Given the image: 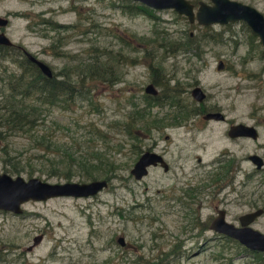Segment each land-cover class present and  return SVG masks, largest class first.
I'll list each match as a JSON object with an SVG mask.
<instances>
[{"label":"rangeland","instance_id":"obj_1","mask_svg":"<svg viewBox=\"0 0 264 264\" xmlns=\"http://www.w3.org/2000/svg\"><path fill=\"white\" fill-rule=\"evenodd\" d=\"M191 1L197 8L199 0ZM241 1L264 13V0ZM0 15L9 18L0 32L48 63L59 78L66 72L78 76L83 67L76 65L95 57L114 71L111 81L89 78L91 94L70 107L60 101L41 106L30 131L3 130L0 172L21 159L24 170L12 176L92 179L79 164L70 178L66 168L48 166L47 157L69 152L76 159L92 156L95 173L111 177L103 176L108 185L91 196L29 199L21 212L0 209V264H264L263 253L205 219L224 209L226 219L238 225L249 207L240 197L263 202L264 170L255 171L248 156L258 152L264 158V47L245 21L203 25L172 8L135 0H0ZM205 32L214 36L203 40ZM189 34L201 40L198 47L186 48ZM8 49L0 50V102L25 60L19 49ZM219 59L226 69H218ZM155 71L157 82L170 79L176 101L148 104L144 88ZM196 84L207 93L202 102L191 95ZM199 103L221 104L231 117L257 123L259 136L231 144L221 138L222 123L197 129L193 115H184ZM137 109H145L146 118ZM175 114L181 119L174 120ZM1 146L11 149L10 161L3 160ZM222 147L236 151L240 168L234 173H222ZM147 149L164 153L169 168L149 166L138 179L131 169ZM192 187L195 197L186 193ZM252 224L264 231V216Z\"/></svg>","mask_w":264,"mask_h":264},{"label":"water","instance_id":"obj_2","mask_svg":"<svg viewBox=\"0 0 264 264\" xmlns=\"http://www.w3.org/2000/svg\"><path fill=\"white\" fill-rule=\"evenodd\" d=\"M151 7L162 9L172 8L178 13L185 15L190 22L197 21L200 24L227 23L242 19L259 36L264 46V13L255 6L241 0H211L206 2L199 0L198 6L190 0H137ZM8 18L0 15V26L6 25ZM0 43L11 44L12 40L4 32H0ZM28 58L36 63L47 76L52 75V68L48 63L38 58L36 55L26 50ZM223 67V61H220L218 68ZM145 91L149 94H157L158 88L153 82L145 86ZM193 98L201 101L206 93L200 85L191 89ZM215 114H207L206 117H212ZM232 135L258 136L255 126L240 122L231 126ZM251 158L260 166L262 160L258 154L251 155ZM160 163L165 170L169 164L164 157L152 150L144 151L134 163L131 173L136 178H142L149 171L150 165ZM108 185L106 178H94L89 181H64L49 182L38 176L24 178L22 175L12 176L4 171L0 172V209L12 210L14 212L22 211V203L29 199L44 200L49 197L59 195L70 196H91L98 193ZM261 210L248 213L239 219L240 224L228 221L225 217V210L219 209L218 214L211 220L210 227L216 231L223 232L229 236L238 239L241 243L253 250L264 251V231L251 225L252 219L258 215ZM244 217H249L246 219ZM42 238V234L35 235L33 243L28 247L32 248ZM118 241L125 243L124 236H119Z\"/></svg>","mask_w":264,"mask_h":264},{"label":"trees","instance_id":"obj_3","mask_svg":"<svg viewBox=\"0 0 264 264\" xmlns=\"http://www.w3.org/2000/svg\"><path fill=\"white\" fill-rule=\"evenodd\" d=\"M213 36L214 35L212 33L205 32L203 40L207 37L212 38ZM200 41L201 40L193 41L192 36L189 34V38L184 43L187 44L186 48H194L195 45L199 46L198 43H200ZM2 47L3 49H1L0 46V50L3 51L7 48V46ZM21 66L22 68L20 73L14 74L8 79L11 84L10 91L6 94L4 100L0 102V138L4 133L3 130L8 131L7 133L9 134L30 131V129H33V126L38 122L37 118H39L40 113L43 111L41 106H46L47 104H51L54 101H60L64 106L70 107L71 104L77 99L79 100L87 98L91 94V89L87 88L86 84V81H88L89 78L106 81L107 77H109L108 81H111L114 72L108 62L100 61L96 57L93 58L91 62L84 63L81 66L77 64L76 67H83V72L81 74L77 73L78 76L74 78L70 72H66V76L64 78L47 76L35 63L27 58H25L24 62L21 63ZM155 72L154 81L156 83L158 75L157 71ZM169 82L170 79L157 82L162 86V90L159 91L157 95L147 94L148 104L155 102L156 100L163 102L168 98L170 100L176 101L175 95L171 93ZM172 104L174 105L176 102ZM185 111L186 110H182V112ZM135 112L139 115V117L143 116V118H146L144 116L147 112L145 109H137ZM186 112L187 113H185V115H187L190 111L188 110ZM175 117L174 120L181 119L180 115L175 114ZM1 149L3 150V160L10 161L11 154L9 152L11 149L9 147L3 146H1ZM65 154H57L47 157V159L50 161L48 166H50L51 163L55 168H66L65 175L68 178L71 177L73 168L77 164L83 168L84 174L87 176V178L93 179L100 176H105L106 178L111 177L109 173H106V175H99L98 173H95L98 171V169H96L98 163L92 156L90 158L85 155L80 159H76V156L73 153H69L70 155L68 161L65 160L66 157L63 156ZM98 157H100V155L97 156V159ZM60 161L61 163L59 164ZM5 165L7 166H5V169L9 173L18 174L19 171L24 170L21 159H17L16 162L13 161L12 167H9L7 164ZM28 172L29 174H32L31 169ZM197 192L198 190L196 187L195 189L192 187L190 190H186V193L191 197H194L195 195H193V193L197 194ZM174 253H176V251Z\"/></svg>","mask_w":264,"mask_h":264},{"label":"flooded vegetation","instance_id":"obj_4","mask_svg":"<svg viewBox=\"0 0 264 264\" xmlns=\"http://www.w3.org/2000/svg\"><path fill=\"white\" fill-rule=\"evenodd\" d=\"M8 24H9V18H8V22H7L6 25H8ZM6 25L0 26V27L4 30V28H5ZM0 46H1V49H3L2 46H7V48H9V49H12V48H15L16 49L17 48L28 59V57L26 55L25 48L21 44H17V43H15L13 41L11 44L0 43ZM220 61H223V67H222V69H226L228 67V64L225 62L224 59H219L218 60V64H219ZM53 76H56V77L58 76L57 73L54 70H53L52 75L50 77H53ZM196 85H200V84H196ZM206 95H207V93H206ZM205 98H206V96H205ZM205 98L203 100L199 101V102L204 101ZM189 111L190 112L188 114L191 113V115H193L192 118H190V122L197 129H203V126L204 125H205L204 126L205 129L206 128L207 129H211V127L213 126V124H220V123H222L223 124V129L220 128L221 129L220 132H221V134L223 136H221V138L224 139V140L229 141L231 144H233V143H235V144L240 143V138H248V137H251L252 138V136H247V135H232L231 134V132H230L231 126L234 125V124L243 122V121H240L239 119H237L235 117H231L228 114V111L229 110H227L221 104H218V103H211V104L199 103L198 105L197 104L194 105L191 109H189ZM207 114H215V115H213L212 117H206ZM187 115H184V116H187ZM201 118H203V120H205V121L204 122H201ZM244 123H247V122H244ZM183 124H186V123H183ZM247 124H250V125L255 126L257 128V130H258V127H257L258 124L257 123H253V124L252 123H247ZM213 132H214V130L211 131V133H213ZM258 133H259V131H258ZM257 137H253V138H257ZM219 151H220V153L218 154V158L221 157V159H219L220 161H218V162H220V163L221 162H224V163H221L219 165L221 167V169L223 170L222 173H228V172L231 173V171L234 173V171H236L238 168H240V163H239V161L237 159V156L235 155L236 151H232L229 147H222ZM160 154H162V156L164 157V155H163L164 153H160ZM254 154L260 155L258 152H254V153L250 154L248 157L250 158V160H252L253 163L256 164L255 166H256L257 170H255V171L262 172L264 170V158L260 155V159L262 160V165L259 166L251 158V155H254ZM156 165H161V164L158 163ZM188 196L191 197L189 194H188ZM261 197H264V193L261 195ZM261 197H260V199L263 200L262 203L258 202L256 199H245V198L243 199V198L240 197V199H242V201H240V202L241 203H248L249 204V207H248L247 210H245L243 213H241L238 216V219H241L242 216L247 215L248 213L254 212L256 210H261V212L258 215H255L252 218V219H254V221L252 223L256 222L257 219H261L264 216V198H261ZM218 212H219V210L217 211V213ZM225 214H226V212H225ZM215 216L216 215L210 214L205 219H213ZM244 218L249 219V217H244ZM196 219H201V218H200V216L199 217L197 216ZM253 251L259 252V253H263V256H264V252H260V251H256V250H253Z\"/></svg>","mask_w":264,"mask_h":264}]
</instances>
